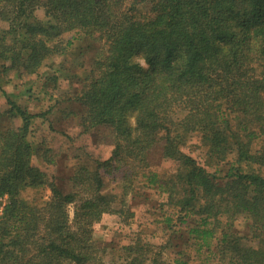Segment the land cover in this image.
Masks as SVG:
<instances>
[{"label":"trees","instance_id":"1","mask_svg":"<svg viewBox=\"0 0 264 264\" xmlns=\"http://www.w3.org/2000/svg\"><path fill=\"white\" fill-rule=\"evenodd\" d=\"M83 38L101 53L76 100L86 123L110 129L112 149L75 166L66 190L34 164L35 115L3 83L26 78L46 91L61 70L49 64ZM0 92L10 105L0 113V264H118L94 230L126 211L105 192L106 173L137 176L161 142L171 171L142 176L168 194L178 220L200 217L189 232L199 252L264 264V0H0ZM239 217L249 235L236 231ZM147 244L126 245L122 264H165Z\"/></svg>","mask_w":264,"mask_h":264},{"label":"rangeland","instance_id":"2","mask_svg":"<svg viewBox=\"0 0 264 264\" xmlns=\"http://www.w3.org/2000/svg\"><path fill=\"white\" fill-rule=\"evenodd\" d=\"M37 14L40 20L45 18L41 9H38ZM1 26L6 24L2 23ZM73 36L74 32L65 33L62 40L72 39ZM100 53L98 45L89 48L88 40L80 39L66 55L56 57L49 64L54 67L48 68L51 73L60 67L61 70L57 73L58 80L49 84L46 91L40 90V83L26 78L14 77L11 83H3L6 92L16 100L20 99L21 102L18 101L35 115L31 122L30 138L41 144V151L35 154L34 164L45 170L50 178L66 190L71 187L68 177L75 166L91 159L106 158L112 149L110 129L104 124L86 123V110L76 100L85 72L99 58ZM140 61L147 66L143 59L140 58ZM29 86L32 91H28ZM7 97L0 92L1 114L10 108ZM130 121L135 124V117L131 116ZM197 137L194 136L193 142L198 140ZM46 149L48 151L45 156ZM184 150L192 153L197 160H204V153L198 144H189ZM148 161V168L143 170L141 167L138 175L133 178H124V172H121L123 168L106 173L105 192L114 194L118 206L126 210L121 215L106 213L95 224L97 243L110 250L105 255L107 263L118 261V264H122L125 255L123 248L139 241L142 245L148 243L147 249L165 264H226L219 254H212L207 247L201 249L202 253L199 252V245L189 232L200 222V217L192 215L184 222L178 220L181 215L173 204H168V194L160 191L158 185H150L146 177L142 176L143 171H171L174 162L163 156V142L152 149ZM223 164L220 170L226 171L227 166L223 168ZM127 190L130 191L127 193ZM50 194L51 190L46 187L45 198ZM121 201L126 204H119ZM73 212L74 205L71 204L70 214L73 215ZM169 212L173 213L171 225L166 221ZM246 222V219L239 217L236 220V231L249 235Z\"/></svg>","mask_w":264,"mask_h":264}]
</instances>
